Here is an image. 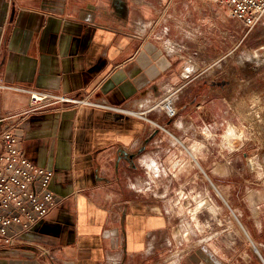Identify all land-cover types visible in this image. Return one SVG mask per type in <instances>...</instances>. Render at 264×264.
I'll return each mask as SVG.
<instances>
[{
	"label": "crops",
	"instance_id": "obj_1",
	"mask_svg": "<svg viewBox=\"0 0 264 264\" xmlns=\"http://www.w3.org/2000/svg\"><path fill=\"white\" fill-rule=\"evenodd\" d=\"M119 2L0 0V84L91 100L31 109L27 94L0 88V130L12 128L20 150L54 172L58 200L16 245L0 246V264H150L151 237L168 221L139 193L140 170L155 182L159 156L170 169L178 139L193 143L194 165L223 192L235 188L218 181L235 177V153L218 158L219 143L201 134L204 108L220 100L202 95L184 105L188 61L125 21ZM171 93L180 111L172 121L159 106Z\"/></svg>",
	"mask_w": 264,
	"mask_h": 264
},
{
	"label": "rangeland",
	"instance_id": "obj_2",
	"mask_svg": "<svg viewBox=\"0 0 264 264\" xmlns=\"http://www.w3.org/2000/svg\"><path fill=\"white\" fill-rule=\"evenodd\" d=\"M119 4L125 21H132L143 35L154 37L194 67L180 94L184 105L202 95L207 101L220 100L204 108L201 134L219 143L218 158H223V152L236 155L235 177L218 178L221 185L235 184L231 192L222 191L211 171L194 165L196 159L189 152L193 143L181 146L179 139L181 151L172 155L170 169L167 156H159L155 182H147L141 168L144 183L139 193L150 194L168 221L166 229L152 235L151 251L143 259L150 264L179 260L183 264H264V18L249 30L209 0H120ZM229 127L236 131L231 138ZM230 198L235 202H227ZM234 207L245 210L243 214L251 219L241 217Z\"/></svg>",
	"mask_w": 264,
	"mask_h": 264
},
{
	"label": "built area",
	"instance_id": "obj_3",
	"mask_svg": "<svg viewBox=\"0 0 264 264\" xmlns=\"http://www.w3.org/2000/svg\"><path fill=\"white\" fill-rule=\"evenodd\" d=\"M227 10L230 17L241 21L249 30L264 18V0H209ZM264 49V46H261ZM185 67L184 76L194 72ZM28 95L29 107L36 109L54 104H89L85 97H71L14 85H2ZM168 119L178 116L173 93L159 103ZM3 118H0V121ZM54 172L33 163L18 146L12 128L0 130V246H14L20 236L32 230L57 206L52 182Z\"/></svg>",
	"mask_w": 264,
	"mask_h": 264
},
{
	"label": "bare ground",
	"instance_id": "obj_4",
	"mask_svg": "<svg viewBox=\"0 0 264 264\" xmlns=\"http://www.w3.org/2000/svg\"><path fill=\"white\" fill-rule=\"evenodd\" d=\"M236 134V131H235V129L233 128V127H229V129H228V132H227V136L228 137H232L233 135H235ZM191 151V150H190ZM254 164V163H253ZM152 165V164H151ZM157 168V167H156Z\"/></svg>",
	"mask_w": 264,
	"mask_h": 264
}]
</instances>
